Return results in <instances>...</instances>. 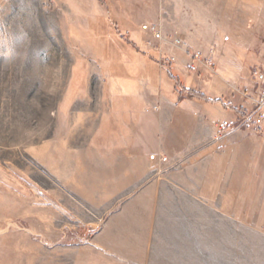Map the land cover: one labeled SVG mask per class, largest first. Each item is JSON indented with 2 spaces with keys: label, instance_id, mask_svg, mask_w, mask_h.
Instances as JSON below:
<instances>
[{
  "label": "rangeland",
  "instance_id": "rangeland-1",
  "mask_svg": "<svg viewBox=\"0 0 264 264\" xmlns=\"http://www.w3.org/2000/svg\"><path fill=\"white\" fill-rule=\"evenodd\" d=\"M222 7L221 0H0V264H264L261 237L249 226L242 236L228 235V223L220 235L216 220L203 227L204 213L218 210L201 198H190L188 243L181 242L167 153L148 157L147 174L130 188L137 200L91 203L96 127L104 143L139 111L166 118L182 101H199L228 117L226 159L236 149L246 167L252 150L264 153V131L242 124L263 84L255 71L264 74V21L260 39H251L252 13ZM240 26L246 39H229ZM114 135L119 146L122 133ZM257 163L243 194L248 225L250 182L264 183ZM204 166H191L198 187L190 197L202 196Z\"/></svg>",
  "mask_w": 264,
  "mask_h": 264
},
{
  "label": "crops",
  "instance_id": "crops-1",
  "mask_svg": "<svg viewBox=\"0 0 264 264\" xmlns=\"http://www.w3.org/2000/svg\"><path fill=\"white\" fill-rule=\"evenodd\" d=\"M221 5L223 6L222 11L225 12L252 13L251 39H260V21H264V0H221ZM226 17L228 18V15ZM243 28L247 29V27H242L231 32L229 39H246ZM175 107L178 108L177 111L166 118L155 115L147 119L145 111H139L136 120H132V123H124L122 131L115 133L113 128L107 131L104 143H100V139L104 141L101 138L103 127L100 125L96 127V137L100 139H97L96 143L97 183L92 186L91 203L126 204L132 202V199L137 200L138 197L130 195V188L136 185L137 176L147 174L148 157H156L159 152L167 153L172 159L169 173L170 183L180 193L176 197L179 209L176 215L180 220L177 226L181 229V242L188 243L186 236H189L190 232V198L194 201H200L199 198H201L208 208L210 205H215L218 210L213 213L210 211L204 213L202 220L205 229H210L211 220H216L219 225H213L218 226L216 229L220 231V235L226 229V227H221V223H228L231 227L229 228L234 230L228 235L242 236L244 227L249 226L252 237H261L257 245H259L258 249L264 252V213L259 210V205L264 204V192L260 189L264 188V185L262 186L264 183L258 181L257 178H253L250 182V201L254 206L250 212L249 225L244 222L246 216L243 208L244 189L249 184L247 171L252 172L255 159L258 162L256 172L257 170L264 171V157L258 158V156H264V153L252 150V155L256 157L250 160L246 167H243L242 162L238 161L235 156L236 149L230 158L226 159L228 146L224 149L222 146H225L227 137L232 134V131L227 132L226 128L223 129L228 119L226 114L212 112L211 107L208 108V105L195 100L182 101V105ZM109 118L111 117H107L106 120ZM103 119L104 117L101 120ZM96 120H99V124V117ZM239 127L241 126L234 129L235 134L236 132L241 133L242 130ZM112 133L113 135H110ZM121 133V144L115 146L113 140L110 141V139L115 138L114 134L119 136ZM158 141L160 144L156 148ZM206 141L209 145L201 146L206 144ZM195 164L207 165L208 168L204 166L206 174L203 175L204 180L201 184L202 196L198 195L200 193L198 190L197 195L190 197V187H198L191 178V166ZM134 167H138L137 170ZM132 173L138 175L132 176ZM123 214L126 215L125 209Z\"/></svg>",
  "mask_w": 264,
  "mask_h": 264
},
{
  "label": "built area",
  "instance_id": "built-area-1",
  "mask_svg": "<svg viewBox=\"0 0 264 264\" xmlns=\"http://www.w3.org/2000/svg\"><path fill=\"white\" fill-rule=\"evenodd\" d=\"M146 30H150L153 36L157 40H163V34L161 33L160 28L157 26V24H147L144 26ZM181 41L177 38L175 39V44L180 43ZM195 58L200 57V53H196L194 55ZM207 62H210L207 60ZM255 75L257 76L258 82L263 83L260 86V89L258 91V94L256 97L252 98L253 100V109L250 111V113L245 116L242 124L245 125L248 128H253L257 130H262L264 131V74L259 71H255ZM166 158L164 157V160Z\"/></svg>",
  "mask_w": 264,
  "mask_h": 264
},
{
  "label": "bare ground",
  "instance_id": "bare-ground-1",
  "mask_svg": "<svg viewBox=\"0 0 264 264\" xmlns=\"http://www.w3.org/2000/svg\"><path fill=\"white\" fill-rule=\"evenodd\" d=\"M41 0H39V2H40Z\"/></svg>",
  "mask_w": 264,
  "mask_h": 264
}]
</instances>
